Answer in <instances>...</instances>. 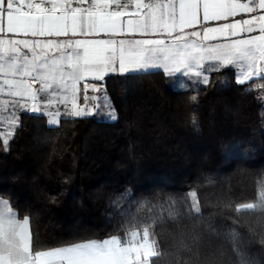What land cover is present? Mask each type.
I'll return each instance as SVG.
<instances>
[{
	"label": "trees",
	"instance_id": "trees-1",
	"mask_svg": "<svg viewBox=\"0 0 264 264\" xmlns=\"http://www.w3.org/2000/svg\"><path fill=\"white\" fill-rule=\"evenodd\" d=\"M209 81L177 91L161 72L108 76L102 86L117 117L112 122L85 116L50 127L44 116L22 112L8 150L0 144V197L20 218L28 215L38 245L50 247L122 236V213H136L138 202L182 201L195 189L204 225L215 228L196 229L201 259L235 264L223 236L235 227L241 248L264 264V219L234 211L264 181V78L237 84L224 68ZM148 214L143 208L138 218ZM192 227L187 218L158 227L161 248L171 250L179 232Z\"/></svg>",
	"mask_w": 264,
	"mask_h": 264
},
{
	"label": "snow or ice",
	"instance_id": "snow-or-ice-1",
	"mask_svg": "<svg viewBox=\"0 0 264 264\" xmlns=\"http://www.w3.org/2000/svg\"><path fill=\"white\" fill-rule=\"evenodd\" d=\"M258 9L262 14H255ZM238 13L250 15L217 27L204 26ZM197 25L201 26L199 31L195 30ZM100 34L157 38H78ZM217 35L224 36L226 42L204 43ZM225 66L240 69L237 84L264 78V0H0V125L7 113L9 129H0V144L8 150L20 126L21 111L49 117L50 126L58 125L60 117L104 113L117 119L106 92L87 95L88 89L102 92V85L85 83L84 103H77L78 85L86 78L102 81L109 73L131 77L163 70L167 77L180 73L194 84L207 85L210 81L204 73ZM58 104L64 105L63 112L59 108L50 111ZM192 123L197 126L195 118ZM225 207L232 209L233 204ZM143 208L149 214L138 218ZM234 211L237 217L259 214L264 219V181L258 183L255 198L235 203ZM122 216V236L44 247L38 245L31 230V218H20L11 201L0 197V264H159L166 258L167 264H216L214 256L201 259V235L196 229L203 225L215 232V228L211 223L204 225L195 189L182 201H140L136 213ZM183 218L193 221L192 230H181L171 250H163L156 229H163L168 222L179 224ZM229 219L234 225L239 223ZM223 236L232 247L235 264H257L241 248L237 228H230Z\"/></svg>",
	"mask_w": 264,
	"mask_h": 264
},
{
	"label": "crops",
	"instance_id": "crops-1",
	"mask_svg": "<svg viewBox=\"0 0 264 264\" xmlns=\"http://www.w3.org/2000/svg\"><path fill=\"white\" fill-rule=\"evenodd\" d=\"M255 14L259 15V14H262V12H261V10L258 9ZM249 15L250 14L238 13L237 16H235V17H228L226 20L225 19H222L220 21H208V22H206L204 24V26H207V27H217L218 25L223 24V23H231L233 20L240 19L241 17H243V18H249ZM201 19H202V13H201ZM200 28H201L200 25L195 26V30H197V31H199ZM192 30L193 29H186V31H192ZM254 34H258V32L257 33H254ZM202 36H203V33L201 32V37ZM78 38H81V39H83V38H89V39H92V38H96V39H101V38L102 39H108V38H112V39L120 40V39H133V38H135V39H148V38H157V37H154V36H141L139 34H135V35L121 34V35H116V36L109 37V36H106L104 34H100L99 36L78 37ZM236 38H240V37H228V39H236ZM193 39H197V38H193ZM198 42H199V40H198ZM225 42H226V38L224 36H220V35H217L215 39H211V40H208V41H204L205 44H218V43H225ZM224 68H231L234 71V79L236 81V77H237V74L239 73L240 69L237 68V67H235V66H225V67H221L220 69H224ZM158 72L163 73V70H159ZM213 72L214 71H210V72H206L204 74L207 75L208 76V79H209L211 73H213ZM134 74H138V73H134ZM112 75H118V74L109 73L108 75L105 76V78L108 77V76H112ZM105 78H104V80H105ZM168 78L170 80H176L177 78L178 79H181V81L183 83H186V84L191 85V86H197L198 85V84H194L192 82V79H189V77L183 76L180 73H177L176 75H174L172 77H168ZM193 79H194V77H193ZM253 79H255V78H253ZM104 80H102V81H94V80H92L90 78H86L84 81H81L79 83V85H78V87L81 89V92L78 94L77 103L78 104H81V105L84 103V101H83V95H84L83 88H84V84L85 83H88V84L95 83L97 85H102V83L104 82ZM102 90H103V88H102ZM98 94H99L98 92H94L91 89H88L87 95L94 96V95H98ZM3 98L4 99H11L10 97H7V96H5ZM27 103L29 105H31L32 101L29 100V101H27ZM89 103L91 104L92 102L90 101ZM68 106L71 107L70 104ZM56 107L64 110V105L63 104H58ZM56 107H53V108H56ZM22 112H25V111H21L19 113V115ZM29 113H32V112H29ZM100 114H102V113H100ZM88 116H93V115H88ZM4 117H5V123H6L7 122V119H6L7 113H4ZM46 121H47V119H46Z\"/></svg>",
	"mask_w": 264,
	"mask_h": 264
},
{
	"label": "rangeland",
	"instance_id": "rangeland-1",
	"mask_svg": "<svg viewBox=\"0 0 264 264\" xmlns=\"http://www.w3.org/2000/svg\"><path fill=\"white\" fill-rule=\"evenodd\" d=\"M256 79V78H255ZM253 80V79H252ZM252 80H249V81H247L245 84H248L249 82H251ZM244 84V85H245ZM170 87H172L173 89H176L177 91H189V90H194V89H196V86H191V85H188V84H186V83H183L182 81H181V79H176V80H170ZM104 92V90H102V92H100L98 95H102V93ZM110 101V100H109ZM58 107H56V108H51L50 109V111H56V109H57ZM59 110L61 111V112H63L64 110H62V109H60L59 108ZM107 110H105V112H106ZM30 112V111H29ZM39 115H43V114H39ZM46 119H47V121H48V119H49V117H47V116H45V115H43ZM93 116H97L98 117V119H100V120H103V121H106V122H112V121H114V120H112V119H110V118H108L104 113H102V114H94ZM62 118H65V117H60L59 119H62ZM48 124V123H47ZM48 126H50V125H48ZM57 125H51L50 127H56ZM0 129H2V130H4V131H8L9 129H8V123L6 122V123H4L3 125H0Z\"/></svg>",
	"mask_w": 264,
	"mask_h": 264
}]
</instances>
